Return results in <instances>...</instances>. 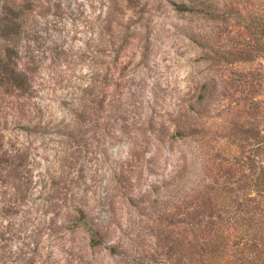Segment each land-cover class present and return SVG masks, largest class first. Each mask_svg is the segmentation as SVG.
I'll return each mask as SVG.
<instances>
[{
	"label": "rangeland",
	"instance_id": "1",
	"mask_svg": "<svg viewBox=\"0 0 264 264\" xmlns=\"http://www.w3.org/2000/svg\"><path fill=\"white\" fill-rule=\"evenodd\" d=\"M3 5L0 264H264V0Z\"/></svg>",
	"mask_w": 264,
	"mask_h": 264
},
{
	"label": "trees",
	"instance_id": "2",
	"mask_svg": "<svg viewBox=\"0 0 264 264\" xmlns=\"http://www.w3.org/2000/svg\"><path fill=\"white\" fill-rule=\"evenodd\" d=\"M177 5L180 8L185 7L182 3H177ZM197 6H201L202 10H211L210 5L204 2H201ZM21 16L20 10L8 5H3L2 11H0V42H2L0 49V85L2 86L20 87L26 84L25 77L16 71L17 52L12 46L21 30V23L19 21ZM260 144H264V134L258 140L253 150L258 149ZM248 160L250 161V165L254 167L256 162L255 152L250 156L248 155ZM255 172L256 168L253 174L252 188L254 191L264 195V171L260 169L256 175Z\"/></svg>",
	"mask_w": 264,
	"mask_h": 264
}]
</instances>
